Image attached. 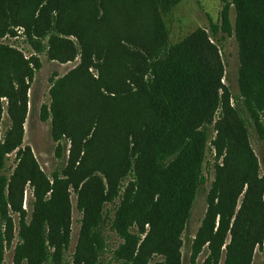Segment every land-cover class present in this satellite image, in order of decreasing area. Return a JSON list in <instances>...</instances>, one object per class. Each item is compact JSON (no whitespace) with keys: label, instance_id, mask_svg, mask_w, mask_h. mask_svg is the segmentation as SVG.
I'll return each instance as SVG.
<instances>
[{"label":"trees","instance_id":"trees-1","mask_svg":"<svg viewBox=\"0 0 264 264\" xmlns=\"http://www.w3.org/2000/svg\"><path fill=\"white\" fill-rule=\"evenodd\" d=\"M75 0H0V38L23 28L37 52L50 37V55L59 57L64 49L69 62L75 47L69 39L77 32L62 26V16ZM218 23L209 30L198 29L178 45H168L162 19H156V35L139 52L134 87L149 98L155 115L142 138L134 143L127 170L135 181L120 198L113 228L123 240L115 252L120 264H181L183 233L201 183L207 134L204 125H214L212 142L219 161L215 180L207 196L208 210L192 243V264L207 250L202 264H252L255 251L264 246V177L250 142L248 129L231 96L222 84L224 66L216 40L218 35L234 36L239 47V88L258 136L264 140V0H221ZM33 6L32 14L18 15L21 7ZM236 12L231 22V9ZM216 41V42H215ZM17 53L0 44V170L15 151L19 163L11 177L0 178V264L15 239L14 214H19V242L14 264H44L49 255L61 258L71 241L70 187L78 193L83 214L81 240L74 264H99L104 240L99 229L105 203L114 195L104 180L92 173L82 174L72 165L64 178L53 183L40 171L28 150L22 149L24 123L28 112L27 84L34 78L31 62L22 59L26 71L18 88L8 91L6 78L11 68L5 57ZM39 63H37V68ZM16 86V85H15ZM9 100L13 127L1 138L4 112L2 100ZM56 141L65 135L63 106L53 100L50 112ZM74 167L76 169H74ZM80 171V170H79ZM35 184L36 203L31 223L23 210L24 188ZM49 197H47V195ZM117 195V194H116ZM148 227V228H147ZM136 228V231L133 230Z\"/></svg>","mask_w":264,"mask_h":264},{"label":"rangeland","instance_id":"rangeland-1","mask_svg":"<svg viewBox=\"0 0 264 264\" xmlns=\"http://www.w3.org/2000/svg\"><path fill=\"white\" fill-rule=\"evenodd\" d=\"M222 7L221 0H75L62 16V26L56 25L50 30L51 36L58 35L62 27L79 34V38H69L75 47L74 58L69 62L63 61L67 56L64 49H60L57 59L51 57L50 37L42 41L41 52L36 51L23 28L15 29V35L0 38V44L17 52L5 57L11 68V75L5 80L8 91L11 92L12 87L17 89L15 80L26 73L21 67L22 59L30 61V68L34 70L33 80L27 83L28 112L22 149L32 152L40 171L51 183L55 177L64 178L69 168L75 165L80 171L77 170L74 180L82 174L92 173L102 178L107 188H114V195L104 205L103 223L99 229L104 240L99 264H120L115 252L123 240L114 230L113 221L121 196L135 181L133 169L127 170L128 162L132 161L134 143L142 138L155 115L149 98L132 84L138 73L139 52L142 46L149 47L154 40L158 16L167 32L168 45L175 46L198 29L209 30L211 22L218 23ZM34 10V5H28L17 12L25 18ZM235 18L236 12L232 8V24ZM216 40L224 66L222 84L247 126L249 142L259 160L260 175L264 177V140L255 130L239 88L237 40L234 36L224 35H218ZM55 97L63 106V130L66 133L59 141L53 135L52 116L47 121L43 119L47 115L45 108L49 113ZM2 102L1 138L5 139L13 127V120L9 114V100L4 98ZM202 130L207 134L208 144L201 183L183 233L181 264H192V243L207 213V196L219 163L212 145L217 136L214 125H204ZM18 163L15 151L7 157L0 178L4 174L13 176ZM69 194L70 244L61 258L54 260L50 254L44 264H74L81 240L83 214L78 209V193L73 187H70ZM35 203V184L29 181L23 199L27 223L33 219ZM19 216H12L16 223L15 239L5 251L4 264H14V250L19 242ZM207 255L204 250L197 264H202ZM252 264H264V246L255 251Z\"/></svg>","mask_w":264,"mask_h":264}]
</instances>
